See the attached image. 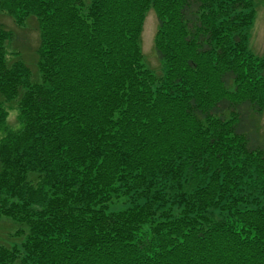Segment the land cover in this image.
Segmentation results:
<instances>
[{
  "label": "trees",
  "instance_id": "obj_1",
  "mask_svg": "<svg viewBox=\"0 0 264 264\" xmlns=\"http://www.w3.org/2000/svg\"><path fill=\"white\" fill-rule=\"evenodd\" d=\"M253 1L0 0L39 32L30 66L0 24V264H264Z\"/></svg>",
  "mask_w": 264,
  "mask_h": 264
},
{
  "label": "rangeland",
  "instance_id": "obj_2",
  "mask_svg": "<svg viewBox=\"0 0 264 264\" xmlns=\"http://www.w3.org/2000/svg\"><path fill=\"white\" fill-rule=\"evenodd\" d=\"M90 0H84L88 3ZM254 20L249 31L248 48L251 53L260 58H264V0H254ZM0 24L6 29L12 30L16 37V43H12L8 50V58L11 59L14 52L19 53L23 59L32 64L35 58V50L39 43V32L37 24L30 18L25 21L22 27L16 26L8 16L0 15ZM157 30V21L153 11H149L144 18L141 33H140V49L142 53L143 65L150 70L154 75L160 76L163 73L162 65L157 59L154 52V38ZM34 70V69H33ZM16 110L12 105L13 111ZM9 112L7 117V125L11 129H17L18 124L16 117L9 119ZM259 130L261 135L264 136V112L261 120L259 121ZM128 204H125V206ZM124 206V207H125ZM108 211L115 210L108 208ZM18 228L8 219L0 218V245L12 247L13 245H21L23 237H12Z\"/></svg>",
  "mask_w": 264,
  "mask_h": 264
},
{
  "label": "clouds",
  "instance_id": "obj_3",
  "mask_svg": "<svg viewBox=\"0 0 264 264\" xmlns=\"http://www.w3.org/2000/svg\"><path fill=\"white\" fill-rule=\"evenodd\" d=\"M18 110H13L9 112V119H13L18 115Z\"/></svg>",
  "mask_w": 264,
  "mask_h": 264
}]
</instances>
